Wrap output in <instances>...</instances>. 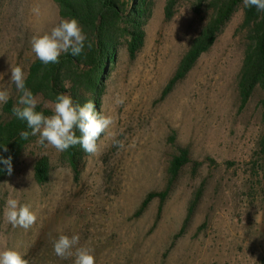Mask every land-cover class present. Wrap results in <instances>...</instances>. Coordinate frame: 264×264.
Returning a JSON list of instances; mask_svg holds the SVG:
<instances>
[{
	"label": "rangeland",
	"instance_id": "1",
	"mask_svg": "<svg viewBox=\"0 0 264 264\" xmlns=\"http://www.w3.org/2000/svg\"><path fill=\"white\" fill-rule=\"evenodd\" d=\"M149 1L143 45L131 57L130 37L118 32L115 61L96 96L98 112L114 118L111 131L125 147L102 135L99 153L80 150L75 170L65 152L45 148L33 136L11 161L12 174L6 166L0 182V251L15 248L29 264H73L54 254L53 239L79 234L80 244L93 250L95 264H264V155L258 146L264 90L258 87L240 109L238 83L248 43L241 29L244 5L187 77L163 97L211 12L199 0H179L174 17L166 19L167 0ZM60 19L54 0H0V84L8 83L10 65L22 67L27 77L37 59L32 36ZM6 90L9 98L17 92L14 84ZM76 90L81 98H93L84 84ZM37 100L44 107L52 101ZM173 130L178 146L191 149L202 166L196 172L192 166L183 169L160 212L156 198L138 213L149 193L167 187L168 166L178 152L168 141ZM43 156L50 159L51 177L38 184L34 165ZM258 158L262 167L255 163ZM10 197L36 213L29 230L6 221Z\"/></svg>",
	"mask_w": 264,
	"mask_h": 264
},
{
	"label": "trees",
	"instance_id": "2",
	"mask_svg": "<svg viewBox=\"0 0 264 264\" xmlns=\"http://www.w3.org/2000/svg\"><path fill=\"white\" fill-rule=\"evenodd\" d=\"M59 6L61 18L76 19L87 36L86 46L82 54L73 56L62 53L59 63L45 65L36 59L29 68L25 85L38 99L44 97L55 100L59 93H65L72 97L74 103L83 105L88 99L81 98L76 90L84 86L93 94L90 100L99 111L96 96L102 91V81L107 74L108 65L115 61V40L118 32H125L130 37L129 53L135 57L144 43L147 6L149 0H54ZM179 0H167L165 8L166 19H172ZM206 4L211 12V18L193 40L190 48L183 56L174 77L163 91V97L169 95L175 85L185 79L194 68L200 57L208 52L215 44L219 33L231 19L243 0H199V6ZM201 7V6H200ZM125 25V26H123ZM241 29L246 32L248 40L245 57L240 72L238 93L240 109L243 110L249 104L255 90L260 87L264 90V12H258L255 7H244V17ZM91 42L89 49L87 43ZM68 85L67 87L65 85ZM20 93L15 92L2 107L0 114V157L12 160L19 157L26 147L32 142L33 136L22 139L21 131L31 130L26 121L18 119L13 114V106L16 105ZM262 124L264 128V97L261 100ZM36 111L44 115H51V109L37 104ZM77 135H80L77 132ZM168 141L178 148V152L172 157L168 166L167 187L162 192H152L147 195L138 213H141L154 199H160L161 208L170 194V190L177 181L180 173L187 166H192L196 172L202 162L194 159L191 149L179 147L176 131L173 130ZM7 147V151L3 147ZM260 155H264V130L259 141ZM82 147L77 144L64 151L69 157L72 167L78 169V154ZM206 161L216 164L211 157ZM258 158L256 165H261ZM6 165L0 163V182L6 172ZM51 177V165L48 156L39 158L34 165V178L38 184H45ZM206 180L194 194L189 207L190 217L203 195ZM188 217V218H189Z\"/></svg>",
	"mask_w": 264,
	"mask_h": 264
},
{
	"label": "clouds",
	"instance_id": "3",
	"mask_svg": "<svg viewBox=\"0 0 264 264\" xmlns=\"http://www.w3.org/2000/svg\"><path fill=\"white\" fill-rule=\"evenodd\" d=\"M244 7H255L258 12H264V0H243ZM87 36L79 22L74 18H61L49 31L34 34L31 38V49L36 58L45 65L59 63L61 53L73 56L82 54L86 46ZM91 49V42L87 43ZM10 79L7 84H0V103H7L9 91L6 90L14 84L19 98L13 106V114L20 120L26 121L31 130L19 133L22 139L29 135L37 136V143L45 148H54L57 152H64L70 147L79 144L88 155L95 156L100 151L98 141L102 135L113 138L114 146L119 149L125 147L124 143L115 139L111 131L115 120L111 115L98 112L92 101L83 105L74 103L70 95L59 93L54 101L45 104L51 109V115H44L36 111L37 98L26 85V73L20 66L10 65ZM4 75L0 74V80ZM68 86L67 84L65 85ZM117 103H123L117 99ZM77 132L80 135H77ZM6 152L8 149L3 147ZM12 158L0 157V163L7 166V174H12ZM4 216L14 228L29 230L36 222L37 215L28 203H21L14 198H8L4 208ZM53 251L61 259H73V264H95L93 250L80 244L79 234L71 236L60 234L53 239ZM0 264H29L24 255L15 248L0 251Z\"/></svg>",
	"mask_w": 264,
	"mask_h": 264
}]
</instances>
